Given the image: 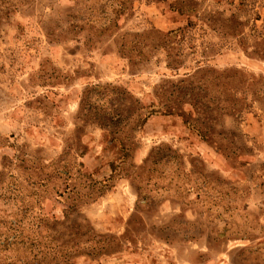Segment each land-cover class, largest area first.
<instances>
[{"label":"rangeland","instance_id":"1","mask_svg":"<svg viewBox=\"0 0 264 264\" xmlns=\"http://www.w3.org/2000/svg\"><path fill=\"white\" fill-rule=\"evenodd\" d=\"M177 1L131 0L100 32L74 28L73 15L88 12L81 0H25L0 19V187L19 156L42 167L71 155L97 181L116 176L98 198L74 206L43 194L34 203L36 246L24 247L19 264H264V0H195L189 12ZM153 29L183 30L170 56L163 46L136 62L122 51L123 37ZM177 58V69L167 65ZM211 69L229 72L227 90L207 78ZM198 70L207 82L192 86L204 99L223 91L240 107L211 125L231 157L181 115L156 111L123 165L111 133L79 116L86 87H123L150 110L159 86ZM181 107L196 116L190 102ZM174 152L179 167L149 166Z\"/></svg>","mask_w":264,"mask_h":264},{"label":"trees","instance_id":"2","mask_svg":"<svg viewBox=\"0 0 264 264\" xmlns=\"http://www.w3.org/2000/svg\"><path fill=\"white\" fill-rule=\"evenodd\" d=\"M81 1L86 4L88 12L82 16L73 15L71 22L74 28H90L98 32L106 31L114 26L131 2V0ZM24 2L25 0H0V19ZM196 4L195 0H178L176 3L180 11L188 12L195 10ZM182 31L163 33L153 29L143 33L129 34L122 38L120 46L122 51L131 58L138 56L139 60L136 62H146L151 59L156 50L163 46L166 47L168 56H170V50L174 48L173 44L180 41L179 36ZM179 62L178 58L172 59L167 65L177 69ZM210 72L211 74L207 78L216 81H213V84L223 83L224 89L229 88L227 80L231 75L227 70L211 69ZM200 73L203 72L198 70L192 75L190 74L188 78L180 81L168 80L166 82L169 83L168 85L165 83L159 86L156 92L158 102L154 106L155 109L150 110L143 105L138 97L123 87L117 85L86 87L80 100L79 116L84 121L94 123L111 133L112 139L118 141L120 145L122 153L120 164L123 165L132 160L137 129L156 111L181 115L185 123L195 128L204 140L215 145L226 157H231L232 149L229 147L226 137L221 136L222 133H216L211 125L225 113L239 111L240 107L227 102L223 98V91L219 94L222 97L215 95L214 91V97L211 96L208 100L204 99L205 92H198L196 87L192 86L193 83H197ZM198 81L207 82L204 77H200ZM166 95L171 97L170 102L164 101ZM184 101L192 104L196 116L192 115L193 112L187 115L181 107ZM166 148L169 149L168 146ZM160 149V147L153 148L150 159L156 154L159 155ZM80 153H82L81 155L85 154ZM181 160L182 156L178 152H174L168 156H160L151 163L149 161V166L154 163L159 165V170L165 172L173 165L179 167V164L182 163ZM11 166H14V171L10 170L8 173L10 179L0 187V264L24 262L28 258V251L24 247L30 249L31 252L36 246L34 239L31 238V233L34 232V223L37 220L36 215L33 214L34 203L39 202L43 194L54 191L69 201L70 206H74L77 202L98 198L113 185L111 181L116 177L113 173L109 179L97 181L91 174L85 173L83 163L73 159L71 155L69 158L61 157L57 162L42 167L38 166L35 161L19 156ZM75 181L84 183V187H80ZM59 184L63 186L61 189ZM28 212L31 214L27 220ZM1 230L5 231L1 232ZM15 246H21L25 253L16 255ZM77 251L79 250L74 249L66 253L64 258ZM10 254L13 255V259L10 258ZM33 255L36 258L37 253Z\"/></svg>","mask_w":264,"mask_h":264}]
</instances>
